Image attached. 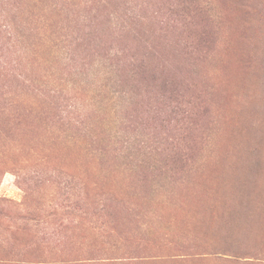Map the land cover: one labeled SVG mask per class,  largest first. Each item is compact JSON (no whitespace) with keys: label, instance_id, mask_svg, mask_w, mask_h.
I'll return each mask as SVG.
<instances>
[{"label":"rangeland","instance_id":"rangeland-1","mask_svg":"<svg viewBox=\"0 0 264 264\" xmlns=\"http://www.w3.org/2000/svg\"><path fill=\"white\" fill-rule=\"evenodd\" d=\"M0 264H264V0H0Z\"/></svg>","mask_w":264,"mask_h":264}]
</instances>
